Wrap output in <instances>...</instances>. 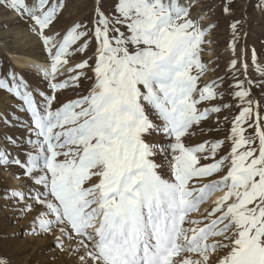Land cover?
<instances>
[{"label":"snow or ice","instance_id":"6c2138e0","mask_svg":"<svg viewBox=\"0 0 264 264\" xmlns=\"http://www.w3.org/2000/svg\"><path fill=\"white\" fill-rule=\"evenodd\" d=\"M193 6L99 0L91 28L78 22L54 31L64 8L59 0H0V9L41 41L49 67L36 71L50 89L37 92L14 71L0 78V90L29 115L34 137L21 146L25 161L5 148L0 165H17L33 181L28 195L11 190L10 197L24 205L17 219L33 204L43 206L28 234L53 236L54 250L77 255L78 264H264V114L251 93L264 91V67L253 50L257 83L246 54L232 59L228 94L235 103L209 107L224 98L218 89L225 77L200 83L208 70L200 58L206 30L191 18ZM239 24L231 25L233 53ZM90 38L94 65L85 60L59 79ZM85 68L93 73L87 94L53 107L57 93L80 87ZM233 107L238 115L224 140L187 142L194 127ZM229 142L228 154L219 156ZM216 192L223 195L192 219ZM65 240L77 247L66 249ZM0 264L11 262L0 257Z\"/></svg>","mask_w":264,"mask_h":264},{"label":"rangeland","instance_id":"374dc122","mask_svg":"<svg viewBox=\"0 0 264 264\" xmlns=\"http://www.w3.org/2000/svg\"><path fill=\"white\" fill-rule=\"evenodd\" d=\"M59 2L64 4V8L62 10L63 14L60 15L58 21H63V19L65 18L64 20L65 23H61L62 25L59 28H57V30L55 31H63L78 22L87 24L89 28L93 26L94 12L97 7L95 5L96 0H59ZM200 2H203V0H194V6L191 8V18L194 20H198L199 26L202 29L206 30V36H205L206 42L202 46L203 50L201 52L200 58L203 63L210 60V64H211V69L208 72L206 71L205 75H203V77L208 76L206 77L207 80L202 77L200 83L201 85H203L204 83H212L213 81H219L221 77H225V79L222 81L223 87L218 89V91L224 93V98L223 99L218 98L217 100L211 102V104H209L208 106L210 107L213 105H223L226 103L234 104L235 101L228 94L233 90L230 87V85L235 84V81L231 79V74L229 72V65H230L231 60L237 57H240L241 59H243L246 54L247 63L249 66L248 76L251 80L257 83L259 82L260 77L256 71V66L253 64V58H252L253 50H255V53L257 56V63L259 64L260 67H264V0H208L209 2L208 4H200ZM105 3L106 5H110L112 3V0H105ZM226 8L228 9L227 14L225 13ZM0 12L3 13V15H1L0 17V20L2 19L6 20V19H9L10 17H14L15 20L13 19V22L14 21L16 22V20L20 21V23L12 25L13 27L12 26L9 27L8 25L6 26L5 23L0 22L1 23L0 32L9 30L11 28L22 27L21 28L22 31H25L26 34H32L29 31L27 25L24 24L18 18L16 14L5 11L3 9H0ZM202 12L206 14L207 18L201 17L203 14ZM58 21H56L55 23H57ZM236 21H240V24L238 25V33H237L238 39H236L235 41V53H233L232 45H233L234 37H233V29L231 25ZM209 28H210V31H208ZM23 34L19 35L20 38H21V35ZM19 36L18 35L16 36L15 34L12 37L5 38L4 36L0 35V42H1L0 43V46H1L0 47L1 49L0 50V78H3L6 74L12 71H15V73L18 74L17 75L18 77L21 76L28 80L30 77L32 79L33 77H35L33 76L31 72H29V70H27L28 67L19 68L14 64L12 60L13 54H11L9 51H13L12 53L14 54L20 52L18 49H15L16 46L14 45V42L20 41ZM3 49H6V50H3ZM95 49H96L95 39L90 38L89 46L87 50L84 53H78L74 55L73 57L69 58L68 67L66 70H64L65 75L59 77V79L60 78L61 80L67 79L68 75H70L68 73V69L74 68L76 64L81 63L85 60L88 61L89 65H94ZM237 67H240V65L238 64ZM77 71H80V70H77ZM82 71L87 74V77L81 78L80 87L69 88V89L63 90L62 92L57 93V102L54 103L53 107H58L61 103L66 102L68 100L76 99L77 94H80V95L87 94L91 86V83H92L91 78L93 77V73L90 68H85ZM36 79L37 81L39 80L42 81L40 78H36ZM36 79L34 80L36 81ZM240 79L244 80L245 77L241 75ZM41 83L45 84L43 81ZM42 88L43 87L38 88V90L36 91L37 92L43 91L45 95H48L50 93L49 88L45 87L43 88L44 90ZM251 93H252V96L256 100L260 101L262 105L260 110H261V113L264 114V91H262L259 87H252ZM0 96L3 97L2 99L5 98V100L0 102V106L2 103L4 105L3 110L5 112L4 114L6 115L5 116L3 114L4 115L3 118L5 121L7 120L6 123H4V126L10 128V126H12L10 122L11 121L12 123L15 122L13 119H16L14 118L16 116H14L13 113H9V110L5 108L10 107L9 106L10 104L8 103L9 100H14L16 98L12 96L11 94H9L6 90H0ZM213 115L218 116V117H214ZM213 115L211 116L213 120L210 117L206 121H203L200 126L194 127V130H193L194 135L188 138L187 140L188 143L195 145V144L204 143V142L224 140L230 133V128L232 125L233 117L235 115H238V109L233 107L229 110L222 111L218 115L216 114H213ZM225 117H227V120H225ZM216 120H220L221 121L219 122L220 124L216 122ZM245 127L247 129L245 133L246 135L254 134L252 128H248L247 126ZM205 133L210 134L209 137L207 136L203 138L204 136H206L204 135ZM0 139H3V137L0 136ZM229 151H230V142L222 150L219 151L218 155L219 156L227 155ZM208 162L209 161H202V163H208ZM11 174L12 173H9V174L7 173L6 179H10L14 181V179L16 178L13 177L14 174L13 175ZM17 178L30 179L29 177H24L22 175H17ZM216 178H219V177H216ZM29 181L31 183L30 186H26L25 182H22V183L14 182V183H16V185L18 186H22L23 191L26 195V192H25L26 190H28L27 194H29L32 190H34L33 181L31 179ZM42 207L43 206L40 204H37L36 206L37 210ZM25 216L26 215L23 214V218L19 219L20 220L19 222L23 221ZM8 225H10V227H12L13 225L15 226V224L11 222L10 223L8 222ZM0 232H2L1 226H0ZM11 237L12 238L16 237V234L13 233ZM3 238L6 239V237H3ZM20 238L22 239L21 236ZM0 241H3V240L0 239ZM64 243L66 245L68 244V242L66 243V241H64ZM6 248H7L6 243L0 244V257L2 258L7 257L6 259H8L11 262L12 258L8 254L9 253L8 248L7 249Z\"/></svg>","mask_w":264,"mask_h":264},{"label":"bare ground","instance_id":"6f19581e","mask_svg":"<svg viewBox=\"0 0 264 264\" xmlns=\"http://www.w3.org/2000/svg\"><path fill=\"white\" fill-rule=\"evenodd\" d=\"M98 3H99V0H96L95 5L98 6ZM208 3H209L208 0H203V2H200V4H208ZM1 15H3V13L0 12V17H1ZM201 17L207 18L206 14H204V13L202 14ZM13 19L15 20L14 17H10L9 19H6V20L2 19V20H0V22L5 23V25L6 26L8 25L9 27H11L14 24L20 23V21H17V20H16V22L15 21L13 22ZM64 20H65V18L63 19V21ZM63 21H58L57 23L54 24V31L57 30V28H59L62 25L61 23H65V21L64 22ZM203 21H205V20H203ZM15 27H17V26H15ZM21 28L22 27L11 28L9 30L0 32V35L7 38V37H12L15 34H16V36L17 35L19 36L20 34L24 33L23 35H21V38L19 36L20 41L14 42V45L16 46V48L15 47L14 48L18 49L20 52L18 51L19 53L14 54V53H12L13 51H9L11 54H13L12 60H13L14 64L19 68L28 67L27 70H29V72H31L33 74V76H35V77H33V79L30 77L29 80L24 78L30 84V86L32 88H34L36 90H38V88H41V87L45 88V87H47L46 84H42L41 83L42 81H40V80H39L40 82L37 81L36 78H40V75H39V73H37L36 70H37V68L47 69L49 67L48 63L46 62V53L42 47L41 41L38 40L37 37L33 34H26L25 31H22ZM23 30H25V29H23ZM14 41H15V39H14ZM3 47H5V46H3ZM10 49H11V47H10ZM3 50H6V49H3ZM204 63H206L205 65L208 69L207 70V72H208L211 69L210 60H208ZM13 67H15V66H13ZM67 67H68V65L63 69V71L66 70ZM206 77H208V76H205L203 78L206 79ZM34 79H36V81ZM2 98L3 97L0 96V102L5 100V98L4 99H2ZM8 103L10 104L9 105L10 107H6L5 109H8L9 113H13V115L16 116V117H14L16 119H13L15 121L13 123H12V121L11 122L9 121L12 124V126H10V128L4 126V123H6L7 120L5 121L3 118L5 115L4 114L5 112L3 110L4 105L2 103L0 106V136H2L3 139H0V151L7 148V150L12 154V157H19V159L21 161H25V152L22 150L21 146L27 147V141L30 138H34V137H30V135L28 133V124L30 123V117H28L29 115H27L26 112L18 110L20 107V104H21V102L18 99L9 100ZM214 117H218V116H214ZM10 118H11V116H10ZM211 119H212V117H211ZM220 120H216V122L217 121L221 122ZM215 127H216V125H215ZM209 132H207V133H209ZM207 133L204 134L206 136H204L203 138H205L207 136L209 137L210 134H207ZM8 136H11L14 140H16V142H17L16 147H11L7 143L6 137H8ZM7 173L8 174L12 173L11 175L14 174L13 177H15L16 179H14V181H12L10 179H6ZM17 175H22L24 177H27V176H25L24 169H21L17 165L12 164V165H9L7 167L0 165V226L2 227V232H0V239L3 240V241H0V244L6 243L8 251H9L8 254L12 258L11 264H78L77 255H69L68 251L54 250V244H53L54 237L53 236L49 235L47 237H33L32 235L28 234L31 231V226H30L31 222L33 221V219L35 217L38 216V214L40 213V211L42 209V208H39L37 210V208H38V207L36 208L37 204H33V207L31 210L24 212V214L26 216H25L23 221L19 222L20 220L17 219V217L20 215L18 209L23 207L24 205H18V204L14 203V201L10 198L11 197V190H17V191L24 192L22 186H18V185H16V183L25 182L26 186H30L31 183L29 181L30 179L17 178ZM14 182H16V183H14ZM25 192H26V195H28L27 194L28 190H26ZM222 195H223V193H221V192L214 193L201 206L200 213L193 214L192 219H201L202 218L201 214H203L204 209H210L213 206L214 202ZM5 197H9V198L6 199ZM25 203H33V202L30 200H27ZM8 222L14 223L15 226L13 225L12 227H10V225H8ZM13 233L16 234V237L12 238L11 235ZM56 235H59V233L57 232ZM20 236L22 237V239L20 238ZM3 237H6V239H4ZM65 241H66V243L68 242L67 245L65 244L66 249L71 250V249L77 247L75 240H65ZM54 257H55V259H53ZM8 258H9V256H8Z\"/></svg>","mask_w":264,"mask_h":264}]
</instances>
